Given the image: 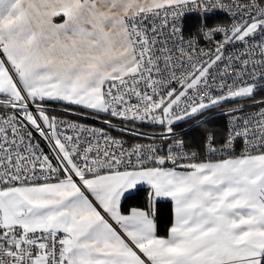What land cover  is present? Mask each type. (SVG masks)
<instances>
[{"label": "snow or ice", "instance_id": "obj_1", "mask_svg": "<svg viewBox=\"0 0 264 264\" xmlns=\"http://www.w3.org/2000/svg\"><path fill=\"white\" fill-rule=\"evenodd\" d=\"M213 108L202 157L174 129ZM0 264H264V0H0Z\"/></svg>", "mask_w": 264, "mask_h": 264}, {"label": "trees", "instance_id": "obj_2", "mask_svg": "<svg viewBox=\"0 0 264 264\" xmlns=\"http://www.w3.org/2000/svg\"><path fill=\"white\" fill-rule=\"evenodd\" d=\"M211 20H216L217 17H210ZM198 19L195 17H188L186 19L187 26L185 25V29L188 32L195 31L198 26ZM260 95V94H258ZM51 111H57L60 109L63 111V105L60 103H52L49 105ZM75 108V106H73ZM228 105H225V108ZM76 112L81 113L79 108H75ZM90 118L81 117L85 120H88L92 123H99L105 127L107 125L104 124V120H111L113 125L110 128L111 132L116 136L123 137L127 140V143H134L136 141L144 140L143 137H135L130 135L129 133L120 132L121 128H130L138 132H144L148 135H152L153 133L159 134L162 129L158 125L152 124H139V123H123L116 118H112L107 114H100V116L87 115ZM205 116L208 117L207 124H201L197 126L195 120H188L187 122L179 123L175 127V131L177 133H182L181 136L183 140L193 149H201L204 141L205 133L207 131H214L217 135V139L221 140L224 132H225V122L226 115L223 114V109L221 108H213L210 112H206ZM200 119V117H197ZM108 128V127H107ZM146 195H147V187L139 186L137 190L127 194L124 198H122V212L127 213L132 208H146ZM172 203L170 200L161 198L155 204V222L157 224V234L159 236H166L168 228L172 224Z\"/></svg>", "mask_w": 264, "mask_h": 264}, {"label": "built area", "instance_id": "obj_3", "mask_svg": "<svg viewBox=\"0 0 264 264\" xmlns=\"http://www.w3.org/2000/svg\"><path fill=\"white\" fill-rule=\"evenodd\" d=\"M190 17H195V18H197L196 16H190ZM210 17H212V16H210ZM210 17H209V18H210ZM213 17H217V19H216V20H211V19L208 18L207 23H208L209 25H212V24H214V23H216V22H223V21H226V19H227V18H226L225 16H223V15H213ZM197 19H198V18H197ZM198 20H199V19H198ZM197 24H199V21H198ZM185 25L187 26L186 21H185ZM188 33H189V32L187 31V29H185V35H186V36L188 35ZM221 38H222V37H220V36L216 37L217 40H219V39H221ZM201 44L204 45V41H203V40H201ZM59 111H61V110L58 109L57 111H52V113H53V114H56V113H59ZM81 117L90 118L89 116H87V115H81V113L76 112V111H74L73 113H69V114L67 115V118H68V119H78L80 123L85 124V125L88 126V127H94V128H105L106 130H108V131L110 132V134H111L112 136H116L115 134H113V133L111 132V130H110L109 128H107V127H105V126H103V125H101V124H99V123L97 124V123L89 122L88 120H85V119H83V118H81ZM90 119H91V118H90ZM227 121H228V117H227V115H226L225 131H226L227 127H228ZM135 123H139V124H151V123H148V122H144V123H141V122H135ZM224 133H225V132H224ZM34 135H36V134L34 133ZM116 137H119V136H116ZM119 138L125 140V138H123V137H119ZM177 138H181V139H183L182 137H179V136H178ZM36 140L39 141L41 149H42L45 153H47V152L49 151V149H48V146H47L46 141L42 140L38 135H36ZM125 141H126V140H125ZM148 142H149L148 140L144 139V140L136 141V142L131 143V144H127V143H126L125 146L127 147V146H131L132 144H135V143H148ZM170 142H171V141H169V143H170ZM157 143H160V142L157 141ZM164 147H165V150H166L167 145H165ZM192 149H193V148H192ZM193 150H197V151H199V152H200V155H201L202 157L205 155V152H204L203 148H201V149H193Z\"/></svg>", "mask_w": 264, "mask_h": 264}, {"label": "crops", "instance_id": "obj_4", "mask_svg": "<svg viewBox=\"0 0 264 264\" xmlns=\"http://www.w3.org/2000/svg\"><path fill=\"white\" fill-rule=\"evenodd\" d=\"M130 211V210H129ZM128 213V212H127ZM127 213H124V214H127ZM172 217H173V212H172ZM172 220H173V218H172ZM171 226V225H170Z\"/></svg>", "mask_w": 264, "mask_h": 264}, {"label": "rangeland", "instance_id": "obj_5", "mask_svg": "<svg viewBox=\"0 0 264 264\" xmlns=\"http://www.w3.org/2000/svg\"><path fill=\"white\" fill-rule=\"evenodd\" d=\"M126 140V139H125ZM126 143H127V140H126ZM128 144V143H127ZM131 144V143H130Z\"/></svg>", "mask_w": 264, "mask_h": 264}]
</instances>
